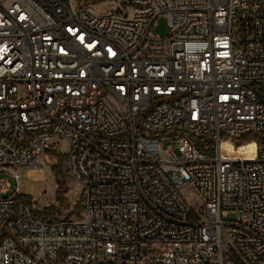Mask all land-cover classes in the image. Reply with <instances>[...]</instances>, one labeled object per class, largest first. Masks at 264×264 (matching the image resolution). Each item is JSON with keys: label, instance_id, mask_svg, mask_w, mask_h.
Masks as SVG:
<instances>
[{"label": "built area", "instance_id": "2783aa9c", "mask_svg": "<svg viewBox=\"0 0 264 264\" xmlns=\"http://www.w3.org/2000/svg\"><path fill=\"white\" fill-rule=\"evenodd\" d=\"M262 134L264 0H0V264H264ZM61 143L84 216L47 221L19 181Z\"/></svg>", "mask_w": 264, "mask_h": 264}, {"label": "rangeland", "instance_id": "374dc122", "mask_svg": "<svg viewBox=\"0 0 264 264\" xmlns=\"http://www.w3.org/2000/svg\"><path fill=\"white\" fill-rule=\"evenodd\" d=\"M88 3L94 5L97 12H105L111 10L121 4V0H87ZM156 25L152 28L153 33L159 36L168 34V21L163 15H160L155 20ZM253 142L236 140L231 143L226 141L223 144V149L229 156H246L253 155ZM67 148L65 143H61L58 148V154H65ZM57 154V153H56ZM57 156L51 155L50 152L41 155V164L37 168H27L21 172L19 181V194L33 213L47 221L53 220H75L84 216L83 206V192L79 184L69 175L68 163L65 155L62 159V170L65 173V192L61 195V199H57L58 186L56 177L52 171V166L57 163ZM0 178H7L11 183V191L16 188L15 182L6 174H0ZM185 196L190 203L196 206L199 199L191 191L186 188L184 190ZM237 217V213L230 212L224 221H231Z\"/></svg>", "mask_w": 264, "mask_h": 264}, {"label": "trees", "instance_id": "16d2710c", "mask_svg": "<svg viewBox=\"0 0 264 264\" xmlns=\"http://www.w3.org/2000/svg\"><path fill=\"white\" fill-rule=\"evenodd\" d=\"M255 139L260 142H264V134L255 136ZM195 145H197L200 149L203 148V144L205 143L204 140L197 138L194 141ZM51 155H56L57 156V163L52 166V171L56 177V183L58 186L57 190V199H61V195L66 191L65 190V173L62 170V159L63 155L56 154L54 152H50ZM81 209H83V206H81Z\"/></svg>", "mask_w": 264, "mask_h": 264}, {"label": "bare ground", "instance_id": "6f19581e", "mask_svg": "<svg viewBox=\"0 0 264 264\" xmlns=\"http://www.w3.org/2000/svg\"><path fill=\"white\" fill-rule=\"evenodd\" d=\"M252 156V155H251Z\"/></svg>", "mask_w": 264, "mask_h": 264}]
</instances>
